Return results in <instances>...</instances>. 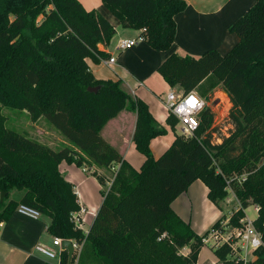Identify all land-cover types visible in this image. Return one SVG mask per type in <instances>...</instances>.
<instances>
[{
  "label": "trees",
  "instance_id": "1",
  "mask_svg": "<svg viewBox=\"0 0 264 264\" xmlns=\"http://www.w3.org/2000/svg\"><path fill=\"white\" fill-rule=\"evenodd\" d=\"M124 29L156 51H166L175 37L174 17L184 0H101ZM145 31H142V30ZM238 42L225 55L211 50L199 58L171 54L157 68L169 88L200 97L216 87L227 96L233 130L221 143L211 142L213 113L205 108L191 138L175 135L168 149L154 158L149 144L167 130L147 105L121 89L120 81L97 80L86 59L98 64L109 56L113 27L78 0H0V224L19 206L49 218L51 237L80 247L69 263L60 264H196L204 247L202 236L172 210V202L195 181L207 188V199L219 209L226 200L227 182L240 204L229 220L237 226L249 201L259 208L255 227L264 223V0L229 28ZM89 88H97L90 93ZM26 112L32 121L45 119L67 142L53 150L6 128L2 111ZM136 114L132 142L144 157L137 171L100 137L105 124L121 111ZM178 121L169 114L172 131ZM77 167L111 170L118 165L86 234L76 229L72 214L80 206L74 187L58 170L61 162ZM248 172L241 184L233 174ZM99 185L104 175L92 172ZM18 192V199H9ZM225 219L223 215L212 227ZM184 247L188 253L178 255ZM225 260L227 248L213 251ZM249 264H264V252Z\"/></svg>",
  "mask_w": 264,
  "mask_h": 264
},
{
  "label": "crops",
  "instance_id": "2",
  "mask_svg": "<svg viewBox=\"0 0 264 264\" xmlns=\"http://www.w3.org/2000/svg\"><path fill=\"white\" fill-rule=\"evenodd\" d=\"M78 1L86 11L95 10L115 31L107 46H97L101 52L115 58L113 65L107 66L102 60L98 64L90 59L85 60L94 78L120 81L121 89L131 97L143 101L157 123L166 128L165 136L156 137L149 144L153 157L157 158L168 149L176 135L175 131L172 132L165 125L169 115L164 105L165 96L171 90L180 91L177 87L169 88L157 73V68L171 54L192 58H199L211 50L221 56L227 54L238 42L236 34L229 31L230 26L251 8L256 0H184L187 7L174 17L175 37L168 50L156 51L146 42H136L131 49L122 52L115 50L117 42L134 40L141 31L122 28L119 21L102 5L101 0ZM135 123L136 114L123 110L105 124L99 135L122 160L137 169L141 163L143 164L144 157L141 154L140 157L136 155L138 152L132 142ZM175 127L177 129V126ZM37 132L40 135L43 132L55 135L42 129ZM170 132L173 133L172 138ZM61 142L67 145L65 140ZM52 144L51 141H47L46 146L50 147ZM117 169L118 165L113 167L115 172ZM58 170L63 178L73 185L79 206L86 211L80 214V218L84 220L83 229L87 232L103 200V197L94 200L93 190L106 191L109 187L107 181V187L99 185L92 172L97 171L103 175L104 172L95 167H77L64 161L59 164ZM207 192L205 185L197 180L171 204L175 214L198 236L209 231L220 217L226 215L224 212L226 203L221 202L218 209L207 199ZM12 194L13 192L9 199L12 198ZM19 197L20 194L13 199ZM249 207L250 205L246 212ZM49 223V218L45 216L40 215L33 219L15 211L7 222L0 224V264H56V261L37 251V247H51L52 237L47 232ZM202 249L197 264H200ZM214 258L216 260V257Z\"/></svg>",
  "mask_w": 264,
  "mask_h": 264
},
{
  "label": "built area",
  "instance_id": "3",
  "mask_svg": "<svg viewBox=\"0 0 264 264\" xmlns=\"http://www.w3.org/2000/svg\"><path fill=\"white\" fill-rule=\"evenodd\" d=\"M142 31L145 30L143 29ZM136 42L143 43L145 39L142 36H138L134 40H119L115 46V50L119 52L126 51L131 49ZM102 63L111 66L115 63V58L109 57L106 60H102ZM164 105L168 113L178 121L180 136L191 138L197 129L199 115L206 108L205 101L195 91L184 94L181 90H171L165 96ZM108 186H110V183H108ZM227 187H229L228 182ZM74 193L75 195L77 194L76 192ZM239 209L240 207L235 212ZM258 210L259 208L256 206L254 212L258 214ZM16 211L33 219L40 216L38 212L25 206H19ZM242 211L244 216L238 221L237 226L229 224V220L233 214L231 213L217 227H211L203 239L204 247L208 245V247L215 248V250L221 248L228 249L225 260L216 258L215 261L209 264H249L257 259L256 253L258 251L264 252V223L261 224V230L257 229L255 227L256 218L252 219L247 216L246 209ZM81 213H86V211L80 207L79 212L72 214V221L76 229H80L86 234L87 232L83 229L84 220L80 218ZM61 241L62 239L60 238L52 237L50 248L37 247V251L48 259L56 261V264H60ZM71 243L74 250L77 249L78 246L73 241ZM76 262L75 260L74 263L76 264Z\"/></svg>",
  "mask_w": 264,
  "mask_h": 264
},
{
  "label": "rangeland",
  "instance_id": "4",
  "mask_svg": "<svg viewBox=\"0 0 264 264\" xmlns=\"http://www.w3.org/2000/svg\"><path fill=\"white\" fill-rule=\"evenodd\" d=\"M197 93V92H196ZM197 95L200 97V95L197 93ZM205 103H206V108H209L211 112L213 113V125L211 127L212 129V134H211V142L214 144H219L221 143V140L223 137H227L231 131L233 130V126L231 124V121L229 119L228 113L229 109L231 108V104L229 103V100L227 96L224 94L222 89L218 86L215 89L209 91L205 97H201ZM4 117H5V126L6 128L13 130L17 133H19L22 136H25L31 140L37 141L40 140L42 144L46 145L47 141H51L53 144L50 145L49 148L53 150H58L64 144H62V140H65L62 135L54 129L45 119H40L38 121H32L29 116L27 115L26 112L20 113V112H15L11 110H6L4 109L2 111ZM177 129L175 127V134L179 135L180 134V126L177 124ZM39 129H42L45 132H50L54 133L55 135H49L45 134L44 132L40 135L39 132H37ZM170 137H173V133L170 132ZM39 142V143H41ZM137 156L140 154L137 153ZM161 156V155H160ZM159 156V157H160ZM158 158V157H157ZM142 165V163H141ZM141 165L135 168V170H139ZM104 172V177L108 183L111 184L115 171L113 169L107 171L103 170ZM248 172L244 171L240 174H233L231 178L228 180L231 184L237 183L241 185L247 178ZM103 175V174H101ZM107 176V178H106ZM105 187H107V184L105 183ZM228 195L226 200L228 202L223 201L225 204L224 207V212H225V218L229 217L231 213H234L237 208L240 207L239 202L236 200L231 188L230 184L229 187L226 188ZM18 192H13L12 198L16 197L18 195ZM1 195V193H0ZM93 195H95L94 200H98L102 198V190H93ZM1 203V201H0ZM250 207L248 208L247 211V216H249L252 219H255L257 214L254 212V208L257 206L256 204H252L251 201H249ZM80 250V247H77V250L75 251V254H78ZM215 248L205 246L202 249V252L200 254V264H204V262H212L215 260V255L213 251ZM188 253V248L184 247L178 251V255L184 256ZM75 264V263H74Z\"/></svg>",
  "mask_w": 264,
  "mask_h": 264
},
{
  "label": "water",
  "instance_id": "5",
  "mask_svg": "<svg viewBox=\"0 0 264 264\" xmlns=\"http://www.w3.org/2000/svg\"><path fill=\"white\" fill-rule=\"evenodd\" d=\"M88 91L90 93H96L98 91V89L97 88H89ZM5 195H6V193L1 192V195H0V201L1 202L3 201V198H4ZM61 250L67 252L69 263H70L71 260H72V255H73V251H74V247H73L71 241L62 240L61 241Z\"/></svg>",
  "mask_w": 264,
  "mask_h": 264
},
{
  "label": "bare ground",
  "instance_id": "6",
  "mask_svg": "<svg viewBox=\"0 0 264 264\" xmlns=\"http://www.w3.org/2000/svg\"><path fill=\"white\" fill-rule=\"evenodd\" d=\"M66 252V251H65ZM67 253V252H66ZM73 254H74V251H73ZM73 256V255H72Z\"/></svg>",
  "mask_w": 264,
  "mask_h": 264
}]
</instances>
